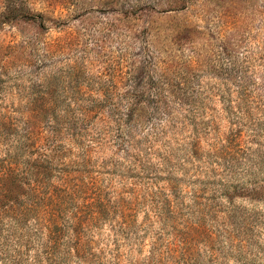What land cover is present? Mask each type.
Returning a JSON list of instances; mask_svg holds the SVG:
<instances>
[{"label":"rangeland","instance_id":"rangeland-1","mask_svg":"<svg viewBox=\"0 0 264 264\" xmlns=\"http://www.w3.org/2000/svg\"><path fill=\"white\" fill-rule=\"evenodd\" d=\"M1 73L0 159L11 142L3 123L18 122L20 107L70 106L59 114L65 165L97 178L112 201L140 200L144 183L131 176L146 172L123 161L107 109L152 106L161 90L165 115L144 110L133 130L149 158L127 151L165 178L160 160L181 149L172 161L186 163L175 166L178 179L187 172L185 197L166 216L136 206L138 241L121 240V264H148L152 246L161 264H264V0H0ZM93 106L104 109L85 118L81 108ZM70 135L92 148L89 168ZM112 233L108 222L94 232L105 264H115Z\"/></svg>","mask_w":264,"mask_h":264},{"label":"trees","instance_id":"trees-1","mask_svg":"<svg viewBox=\"0 0 264 264\" xmlns=\"http://www.w3.org/2000/svg\"><path fill=\"white\" fill-rule=\"evenodd\" d=\"M127 96L135 95L126 93L125 98ZM162 97L161 90L155 89L154 99L157 101L152 106L139 102L131 106H113L107 109L109 120L104 117V124H109L111 131H115V136L127 147L123 150L126 155L123 161L132 170L133 166L140 164L142 172H146L142 178L131 176L139 178L137 182L144 183L145 187L143 196L140 200L136 197L135 201L127 198L109 200L97 178L70 175L73 170H68L65 165V160L71 157L64 143L67 128L59 121V114L69 116L70 106L32 103L19 108L22 116L18 122L3 123L8 127L11 142L5 157L0 159V264H105L104 253L98 252L93 238L94 232L100 231L106 222L110 224L115 245V253L113 251L111 256L114 255L115 264H121V240L138 241L136 206H143L147 214L155 212L158 216H166L183 205L180 201L185 195L180 183L187 181L188 176L184 171L183 179H178L175 166L181 164L179 167L183 169L186 163L179 159L174 165L172 161V158L176 160L181 149L173 151L170 148L171 151L165 152L167 154L160 160V164L165 165V178L158 173V168H154V172L146 171L148 161L138 160L127 151L130 147L149 158L148 153H142L140 142L132 144L133 130L147 114L144 110H151L152 116L154 113L165 115L166 104L161 108L158 103ZM95 109L104 107H82L81 111L87 118L86 113ZM70 136L80 149L78 157L83 163L82 168H89L92 148L90 145L85 147L79 136ZM164 146L170 147L166 143ZM193 146L195 151L190 153L188 162L196 168V163L201 160L198 155L200 145L194 140ZM74 173L91 172L76 169ZM160 181L166 182V186H159ZM189 184L195 186L197 182ZM192 198L201 197L195 193ZM146 259L148 264H161V252L152 246ZM130 264L137 263L132 261ZM178 264L188 263L178 261Z\"/></svg>","mask_w":264,"mask_h":264}]
</instances>
